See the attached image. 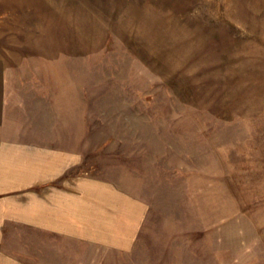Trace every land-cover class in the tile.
<instances>
[{"label": "rangeland", "instance_id": "rangeland-1", "mask_svg": "<svg viewBox=\"0 0 264 264\" xmlns=\"http://www.w3.org/2000/svg\"><path fill=\"white\" fill-rule=\"evenodd\" d=\"M0 56L23 119L148 203L126 250L13 225L22 264H264V0H0Z\"/></svg>", "mask_w": 264, "mask_h": 264}, {"label": "crops", "instance_id": "crops-1", "mask_svg": "<svg viewBox=\"0 0 264 264\" xmlns=\"http://www.w3.org/2000/svg\"><path fill=\"white\" fill-rule=\"evenodd\" d=\"M10 76L0 56V264H22L7 245L13 225L59 240L130 249L145 220L146 200L109 178L78 173L76 150L57 143L85 138L68 127L40 132V124L23 119L18 106L26 107L27 99L18 96Z\"/></svg>", "mask_w": 264, "mask_h": 264}]
</instances>
